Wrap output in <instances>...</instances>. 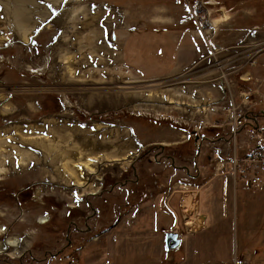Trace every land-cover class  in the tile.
I'll list each match as a JSON object with an SVG mask.
<instances>
[{"label":"rangeland","instance_id":"rangeland-1","mask_svg":"<svg viewBox=\"0 0 264 264\" xmlns=\"http://www.w3.org/2000/svg\"><path fill=\"white\" fill-rule=\"evenodd\" d=\"M8 1L0 0V133L7 131L0 135V151L10 150L15 161L6 169L0 157V227H4L0 264H165V234L172 231V218L166 211L169 206L182 212L173 231L181 233L184 243L166 264H187L191 233L206 227L199 232L212 234L205 244L209 257L214 255L213 249L226 262L240 256L245 245V212L248 233L264 231V190H245L242 183L235 187L233 175L227 172L232 159V143L226 144L230 126L224 122L216 125L218 118H225V95L211 102L219 109L210 112L209 119L204 93L206 88L216 90L217 81L221 90L227 87L224 73L211 71L216 57L238 58L235 67H244L243 71L252 68L253 62L244 56L247 46L264 43V28L253 29L264 24V0H217L230 16L246 10L237 21L230 19L220 27L214 42L222 47L220 51L210 47L196 30L190 10L194 0H24L28 3L24 8L32 12L29 25L33 27L27 39L16 21V7L8 9ZM239 3L243 5L236 7ZM252 6L259 13L250 10ZM215 13L213 17L220 14ZM123 31L138 33L141 44L135 46L153 48L161 45L163 36L179 33V45L192 47L199 58L185 66L186 70L164 78H137L132 70L127 72L130 70L115 49ZM263 58L256 59V74L264 73ZM232 79L239 87L262 84L260 90L264 91V78H253L247 84L239 82V75ZM58 128L67 137L64 144ZM198 133L213 138L197 143ZM217 136L220 138L215 140ZM242 137L240 146L245 144ZM23 140L36 144L25 145ZM93 141L103 146L90 150ZM56 142V150L44 148ZM16 146L24 153V161ZM61 148L67 149L69 165L88 158L94 162L95 172L84 163L78 165L82 185H74V178L61 166ZM217 151L221 155L215 164ZM132 162L136 168L145 166L147 172L165 174L168 184L163 192L154 189L155 201L146 199L139 210L130 194L126 210L123 206L128 186L120 185L126 177L122 173L132 177L126 172ZM171 165H194V175H205L204 184L213 185L217 180L218 186L212 195L200 196L193 184L201 178L189 183L187 178L181 179L185 172ZM221 168L225 171L220 175ZM115 182L117 189L110 192ZM221 184L225 186L222 192ZM190 194L203 201V206L198 208L195 200L186 213L183 202ZM220 194L229 212L224 220L215 221L220 216L216 214L220 213ZM211 212L214 215L208 220ZM42 217L48 223L41 224ZM188 217L199 221L202 217L203 224L192 229L186 224ZM86 226L90 231L82 232ZM10 237L19 239L17 251L6 244ZM252 247L254 244L248 245L250 250ZM243 255L251 260L248 253ZM193 258L188 259L190 264Z\"/></svg>","mask_w":264,"mask_h":264},{"label":"crops","instance_id":"crops-1","mask_svg":"<svg viewBox=\"0 0 264 264\" xmlns=\"http://www.w3.org/2000/svg\"><path fill=\"white\" fill-rule=\"evenodd\" d=\"M217 3V6H213V1L210 0V8L212 10L213 13H215V11L217 13H220L219 15H214L215 19H221L222 16L225 15V13H227V7L226 6H222L221 1H217L214 0ZM225 5H228V3H225ZM240 5H243V3H239L236 7H239ZM253 9L255 10L256 13H259L257 10L256 6H252L250 8V10ZM246 10L243 9H239L235 12H233V16L229 15V18H227V21H225L224 23H222V25H224L226 22H228L230 19H232L233 21H237L235 20L237 17H241L242 14H245ZM216 14V13H215ZM192 17V14H191ZM193 18V17H192ZM194 21V20H193ZM195 23V21H194ZM234 24V23H232ZM196 25V23H195ZM264 28V24L259 25L256 24L254 26L253 29H259V28ZM233 29V28H230ZM196 30H198L197 26H196ZM199 31V30H198ZM197 31V32H198ZM199 34L201 35V32L199 31ZM250 34V33H249ZM138 33L135 34V32L131 33V31H123L122 34L120 35V37L117 38V43H116V50H118L121 55H122V59L124 61V65L130 70L129 72H133V74L137 77V78H142L144 80L150 79V78H164L167 77L169 75H172V72H180V71H184L186 70L184 67L194 63L198 58V52L194 51L192 49V47H181L178 43V38L181 39V34L176 33V34H172L170 36H163V39H165L164 41L161 42V45L157 46L156 48H153L152 46L150 47H146L145 45L143 46H135L138 44H141L140 42H138V40L140 39L138 36ZM157 35L159 36L160 33L157 32ZM152 50L151 53H149ZM116 52V51H115ZM247 55H245L244 57H246ZM260 57H264V54L261 55ZM262 61H264V58L262 59ZM255 63H251L252 68H249L246 72L251 75L252 78H254V80L259 81L260 79L264 78V73L261 74H256L257 70L255 69V67H257V64L259 62V59L256 61H253ZM254 67V68H253ZM254 70H256V72H254ZM138 75H136V74ZM256 74V75H254ZM244 84V83H242ZM256 87H260L262 84H253ZM221 84L220 82H216L215 84V89H205V93H204V99L208 102L204 105H206L204 107L207 108L209 110V119H210V112H213V110L215 109H219V106H216L214 104H211V102L215 99H219L221 96L222 98L224 97V95L226 94L223 90L220 89ZM262 92V91H261ZM262 94L264 95V91L262 92ZM223 104V103H222ZM222 108L224 109V104L222 105ZM222 109V110H223ZM209 130V129H208ZM210 130L214 131L213 129ZM214 132H217L218 135V131L215 130ZM205 140H209L212 137L208 136L207 134H204ZM215 140H218L220 138V136L215 137ZM207 171V169H204V172ZM151 171L149 170V173ZM192 172V170H191ZM195 172V171H194ZM192 172V173H194ZM186 173V172H185ZM218 174H221V172H218ZM154 178L156 177L155 174H153ZM205 175L202 173L200 176H196L195 178H193L194 183L195 180L198 178H201V182L196 184H193L194 189L197 188L199 191V195L200 196H205L207 195V197L211 194H213V190L216 188V186H218L217 180L213 183V185H209L207 186L206 184H204V180L202 181L203 177ZM221 179V178H220ZM156 180V179H155ZM157 185L160 186V191L162 190H166L167 188V182L165 181V176H163V178L161 179H157ZM191 182V180H190ZM202 183V184H201ZM204 184V185H203ZM235 185V184H234ZM237 187V186H236ZM207 188L206 191H204ZM117 188H115L116 190ZM225 189V186L223 184H221L220 186V190L221 192ZM244 189L246 190V186L244 185ZM204 191V192H202ZM163 192V191H162ZM237 193V192H236ZM165 194V193H163ZM257 194H262L260 192H258ZM201 198V197H200ZM220 198H221V208H220V213H216L219 214L220 216L215 218L216 220H221L224 218H226L228 216V212L229 210L227 209V203L226 200L222 197V195L220 194ZM197 201H199V205L198 208H201V205L203 206V201L200 202V199H197ZM211 204H213V201H211ZM206 206V204H205ZM207 207V206H206ZM181 208V207H180ZM169 211L170 212H174L176 213L177 209L172 208L171 206H169ZM210 214V216H209ZM207 215L208 220L210 219V217H212L211 215H214L213 212L209 213ZM246 214L247 212H245V219L243 220V233L245 236V245L242 249V253L240 256H237L241 259H243L245 261L246 264H264V231L259 233L258 231H253L252 233H248L249 229H248V225L246 222H248L247 218H246ZM264 220V219H263ZM262 220V221H263ZM208 228V227H206ZM206 228H199V230H194L191 235L193 236V240H192V251H188L186 252L188 254L185 253V255L188 257V259L190 260L191 258L199 255V257L202 256H206V258L204 260H196V257L193 258L192 263L191 264H234V259L235 256L233 258V261L231 262V260H229V262H226L225 259H222L220 257L219 252H217L215 249L214 250V255L212 257H209L208 255V250L206 252L205 249V244L210 243L211 241V233L207 232L206 234L204 232H199L201 230H204ZM166 230V229H165ZM212 232H215V236H219L218 232L216 230H210ZM222 229H220L221 233ZM115 232V230H114ZM113 232V234H114ZM217 232V233H216ZM200 235V236H199ZM199 236V238H198ZM183 239V238H182ZM183 242V240H182ZM254 244V247H252L250 250L248 248V245ZM183 246V245H182ZM204 247V248H202ZM247 248V249H245ZM254 248V249H253ZM204 249V250H203ZM203 250V251H202ZM168 251V250H167ZM213 252V251H212ZM243 252H246L249 254L250 257V261H247L244 258ZM176 252L174 251L173 254H175ZM172 254V255H173ZM167 255L168 252H166V257L164 258V262L166 264L167 262ZM218 255V256H217ZM186 259L187 264L189 263V260ZM163 262V263H164Z\"/></svg>","mask_w":264,"mask_h":264},{"label":"built area","instance_id":"built-area-1","mask_svg":"<svg viewBox=\"0 0 264 264\" xmlns=\"http://www.w3.org/2000/svg\"><path fill=\"white\" fill-rule=\"evenodd\" d=\"M210 5V0H194L190 4V10L198 30L208 45L215 48L216 51H220L222 47L214 44L219 27L215 25L214 13ZM246 49L248 50V58L253 62L264 51V43L249 45ZM237 60L238 58L216 57L214 68L211 69L212 72L224 73V83L227 86L224 87L227 102L224 112L225 118L224 120L218 118L216 122L219 124L216 125L220 126V122H224V124L230 126V135L233 142L232 159L228 163L231 170L227 172L233 175L235 187L242 183L251 189L264 190V97L260 94V87L254 85L239 87L233 81L232 76L239 75V82L245 84L242 74H240L244 67L236 68ZM226 70H231V75L226 73ZM241 136L245 141L243 146L238 144ZM229 146H231L230 143ZM240 149L246 151L239 153ZM215 158H219V155H215ZM106 264L113 263L107 262ZM234 264L246 263L236 255Z\"/></svg>","mask_w":264,"mask_h":264},{"label":"bare ground","instance_id":"bare-ground-1","mask_svg":"<svg viewBox=\"0 0 264 264\" xmlns=\"http://www.w3.org/2000/svg\"><path fill=\"white\" fill-rule=\"evenodd\" d=\"M8 5H7V8L9 9V6L11 7H13V6H15L16 7V10H17V12H18V15H16V21H17V23H18V25L19 26H22V30H25L24 31V36L26 37V39L27 38H29V36L31 35V31H32V27H33V25H31V27H30V25H29V23L30 22H32V19L30 20V16H32V12H31V10H29L28 8L27 9H25L24 8V6H25V1L24 0H9L8 1V3H7ZM27 6H28V3L26 4ZM26 7V6H25ZM26 11H28V14L26 15ZM227 18H229V15H228V13H225V15L224 16H222V18L221 19H215L214 18V22H215V25H218V27H219V29H220V27L222 26V23H224L225 21H227ZM219 31V30H218ZM30 33V34H29ZM218 34V33H217ZM29 35V36H28ZM263 44V43H262ZM261 55H262V53H261ZM260 55V56H261ZM259 56V57H260ZM243 71V70H242ZM241 71V72H242ZM127 72H129V71H127ZM43 74V73H42ZM41 74V75H42ZM242 78H243V80L245 81V84H247V83H249L250 82V80L251 79H253L252 77H251V75H249L246 71H243L242 73ZM240 77V76H239ZM252 86V85H251ZM250 86V87H251ZM260 94L264 97V95L262 94V92H260ZM112 102H113V100H111ZM57 127H60V126H57ZM56 127V128H57ZM68 126H65L64 127V129H66ZM8 130H10V129H8ZM58 131H57V133L60 135V137H59V140L64 144V142H66L67 141V137L66 136H63L62 134H60L59 132L61 131V129L60 128H58L57 129ZM230 131V130H229ZM2 134V135H1ZM7 134V131H5L4 133H0V135L1 136H3V135H6ZM91 136H92V134H91ZM228 137H229V140H228V143H227V141H226V144H228L229 145V143L231 144V143H233L232 142V139H231V135H230V132H229V134H228ZM92 140H93V138H92ZM207 141H209V142H211V140H207ZM23 143L25 144V145H35L36 144V142L34 141V140H23ZM58 145H59V142H56V143H52V144H49L48 146H46V147H44V148H46V149H49V151H50V149H52V146H53V149L54 150H56L57 148H58ZM62 145V144H61ZM3 146V145H2ZM103 146V144L102 143H100V142H98V141H93V144H91V148H90V150H95L96 148H101ZM16 151H18V152H20L19 151V149H18V147L16 146L15 148H14ZM66 151H67V149H63V148H61L60 149V156H63L64 158H63V161H62V164H61V166H63V169H64V171L69 175V176H71V177H73L74 179L72 180L73 182V184L74 185H82L83 184V181L82 180H80V178L78 177V171H76V169L77 170H79L80 171V169H78L79 167H78V165H80V164H82V163H84V166L86 167V168H88V169H90V171H92V172H95V168L94 167H92V164L94 163L93 161H91V160H89V158H88V160L86 161V162H80V163H73L72 165H69V164H67V162L65 161L67 158H68V156H67V153H66ZM12 155V152L10 151V150H2V151H0V157L2 158V163L3 164H5L4 165V168H6V169H10L11 167H9V166H11L12 165V163H14V161H15V158L14 157H12V158H10V156ZM215 155H221V152L219 153V151H217L216 153H215ZM20 160L21 161H24V153L23 152H20ZM111 156H114V155H111ZM50 158H52V160L53 161H55V157H51L50 156ZM91 159L92 158H96V157H90ZM116 159V158H115ZM92 160H94V159H92ZM215 160V164H216V161H217V158H215L214 159ZM23 163H25V162H23ZM83 165V164H82ZM223 165V164H222ZM222 165H221V167H222ZM229 166V165H228ZM75 168V169H74ZM222 170H221V174L225 171V169H223V168H221ZM91 172V173H92ZM80 173V172H79ZM220 174V175H221ZM220 177V176H219ZM247 187V186H246ZM248 188V187H247ZM195 200H197V198H196V195H194V194H190L189 196H187L185 199H184V202H183V206H184V208H185V212L186 213H189L192 209H193V207L195 206V204H196V201ZM201 218V221H199V219L198 218H196V217H188V220L186 221V224H189L190 226H192L193 228L192 229H196V228H198L199 226H201L203 223V218L202 217H200ZM41 224H46V223H48V221H47V219L45 218V217H42L41 218ZM4 230V227H0V232H2ZM19 239L17 238V237H10L7 241H6V244H8V245H10V246H12V247H16V251H17V246L19 245ZM3 251V246H1L0 245V252H2ZM172 253H173V251H172Z\"/></svg>","mask_w":264,"mask_h":264},{"label":"flooded vegetation","instance_id":"flooded-vegetation-1","mask_svg":"<svg viewBox=\"0 0 264 264\" xmlns=\"http://www.w3.org/2000/svg\"><path fill=\"white\" fill-rule=\"evenodd\" d=\"M42 74V73H41ZM196 135V142L197 143H200L202 141H205V135H201V134H195ZM140 154H138L139 156ZM143 159V158H142ZM135 161V160H134ZM133 161V162H134ZM132 164L130 165V170H126V172H131L132 174V177L131 175L130 176H127V174H124L122 173V176H126L125 177V180L122 182V184H120L122 187L124 186H128L127 190H126V193L125 195H127L128 197L126 198L125 200V203L128 201L129 199V194L134 198L133 199V206L134 204H136L137 206V209L139 210L140 209V206L143 204V202L146 201V199H150L153 197V201H155V198H154V189L157 190V192H159L160 190V186H156L155 187V182L157 181V179H161L163 178V176L165 174H161V173H157V172H153L152 170H150L151 172L149 173V170L148 172L145 170V166H138L136 168V165L135 164ZM172 162H174V159L172 160ZM171 167L175 168L176 170H179V171H184L186 172L185 173V176H182L181 179H185L187 178V180H189V183H190V180L192 182V179L195 178L197 175H194V173L191 172L192 168H195V166L193 165L192 166H186V165H182V166H175V165H171ZM177 167V168H176ZM204 169H207V168H204ZM195 171V169H194ZM144 173V174H138V173ZM153 174L156 175V177L154 178ZM148 177V178H147ZM193 177V178H192ZM147 178V179H146ZM156 179V180H155ZM146 180V181H145ZM147 180L150 182V184H147ZM170 180V178H169ZM194 180V179H193ZM116 183L114 184L113 186V183H111L110 185V192L111 191H114L115 187L116 186ZM104 189V187H103ZM108 189V188H107ZM162 190V189H161ZM152 191V195L149 194V192ZM162 192V191H160ZM147 198H146V197ZM117 202H120L117 200ZM131 202H129L130 204ZM127 205L128 203L124 204L123 206L125 207V210L127 208ZM120 207L121 205H119V208H118V211L120 210ZM131 209V207H130ZM181 209V208H180ZM110 211V209H108V212ZM166 211L168 212L169 214V217L172 218V228H170L172 231L171 232H176V233H179L180 237H181V233L180 232H177V231H173V228H175L178 224H179V219H180V215H182V212L179 211V208L177 209L176 213L174 212H170L169 210L166 209ZM125 214H129V212H124ZM122 213V214H124ZM179 214V215H178ZM49 221V220H48ZM113 228H114V224H113ZM90 231V227L89 226H86L84 229H82V232H89ZM108 231L104 230L103 233H107ZM168 233V232H166ZM166 236V234H165ZM182 239V237H181ZM70 242H72V240H70ZM184 242L181 243V245L176 248V249H172V250H168V255H167V258H169L170 256H172V254L174 253L175 250L179 249L182 245H183ZM166 246V245H165ZM167 249V248H166ZM173 251V253H172ZM176 254V253H175Z\"/></svg>","mask_w":264,"mask_h":264},{"label":"water","instance_id":"water-1","mask_svg":"<svg viewBox=\"0 0 264 264\" xmlns=\"http://www.w3.org/2000/svg\"><path fill=\"white\" fill-rule=\"evenodd\" d=\"M182 243V239L179 233L176 232H168L165 236V245L167 250H172L178 248Z\"/></svg>","mask_w":264,"mask_h":264},{"label":"trees","instance_id":"trees-1","mask_svg":"<svg viewBox=\"0 0 264 264\" xmlns=\"http://www.w3.org/2000/svg\"><path fill=\"white\" fill-rule=\"evenodd\" d=\"M244 17V16H243ZM240 25H242L241 23H240ZM249 188V187H248ZM101 264H102V262H101Z\"/></svg>","mask_w":264,"mask_h":264}]
</instances>
